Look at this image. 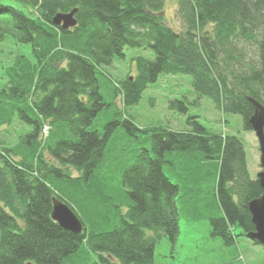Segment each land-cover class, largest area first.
Segmentation results:
<instances>
[{"label": "trees", "instance_id": "16d2710c", "mask_svg": "<svg viewBox=\"0 0 264 264\" xmlns=\"http://www.w3.org/2000/svg\"><path fill=\"white\" fill-rule=\"evenodd\" d=\"M10 1L0 4V43L15 46L0 48V264H154L160 234L174 244L185 211L206 212L226 246L250 242L247 205L261 188L243 142L196 116L181 132L140 128L126 110L158 77L186 75L196 103L211 99L251 131L249 99L264 106V0H175L179 30L163 15L167 0ZM74 10L75 27L52 24ZM139 48L154 59L113 79L112 59ZM168 105L188 112L185 98ZM15 122L28 129L7 146ZM52 198L81 234L51 220Z\"/></svg>", "mask_w": 264, "mask_h": 264}, {"label": "rangeland", "instance_id": "374dc122", "mask_svg": "<svg viewBox=\"0 0 264 264\" xmlns=\"http://www.w3.org/2000/svg\"><path fill=\"white\" fill-rule=\"evenodd\" d=\"M0 4H12L10 0H0ZM175 0H167L164 5L163 15L167 24L174 29H181L175 21ZM1 45L2 53L7 54L9 47L15 49L10 40ZM12 49V50H13ZM142 57L153 60L154 54L149 49H126L124 58H113L107 68L108 73L115 80H122L129 74L135 73L133 60ZM5 62V60H4ZM192 79L186 75H164L143 92L139 103L126 110L140 128L151 126L168 127L172 131L188 130L187 119L199 117L200 124L209 132L237 137L243 142L246 155V164L252 179L261 172L259 164V151L255 135L243 128V119L238 114L221 111L209 98L196 101V95L192 89ZM186 99L188 112L180 114L169 109L172 100ZM7 146H13L19 135L27 131V127L16 122L7 126ZM2 129V128H1ZM4 130V129H3ZM6 132V133H7ZM47 133V132H45ZM42 133V138H45ZM131 143L123 148L122 157L124 165H131L132 158L129 151L133 147ZM48 159L47 154L44 155ZM164 168L166 176L173 182L178 181ZM211 178V177H210ZM190 185V184H189ZM211 186V179L202 187L206 190ZM208 214L182 212L179 218V235L177 241L172 244L165 235L160 234L154 251V264H264V249L260 245H254L245 240H239L233 246H226L222 240L212 237ZM150 233V232H148Z\"/></svg>", "mask_w": 264, "mask_h": 264}, {"label": "water", "instance_id": "95a60500", "mask_svg": "<svg viewBox=\"0 0 264 264\" xmlns=\"http://www.w3.org/2000/svg\"><path fill=\"white\" fill-rule=\"evenodd\" d=\"M75 12L74 10L66 14H56L52 19V24L60 27L63 31L75 27ZM249 101L253 107V115L249 119L248 124L258 144L261 172L256 175V180L261 188V196L247 205L254 230L247 233L246 238L250 242L264 247V106L253 99H249ZM50 218L65 231L75 235L82 233V224L74 211L56 198H52Z\"/></svg>", "mask_w": 264, "mask_h": 264}]
</instances>
